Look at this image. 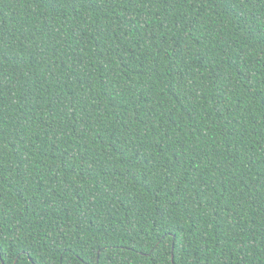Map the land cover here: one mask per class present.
Masks as SVG:
<instances>
[{
  "label": "trees",
  "instance_id": "1",
  "mask_svg": "<svg viewBox=\"0 0 264 264\" xmlns=\"http://www.w3.org/2000/svg\"><path fill=\"white\" fill-rule=\"evenodd\" d=\"M0 264H264V0H0Z\"/></svg>",
  "mask_w": 264,
  "mask_h": 264
}]
</instances>
